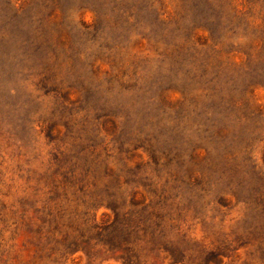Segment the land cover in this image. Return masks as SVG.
I'll return each instance as SVG.
<instances>
[{
    "label": "rangeland",
    "instance_id": "1",
    "mask_svg": "<svg viewBox=\"0 0 264 264\" xmlns=\"http://www.w3.org/2000/svg\"><path fill=\"white\" fill-rule=\"evenodd\" d=\"M100 5L0 0V264H264V0Z\"/></svg>",
    "mask_w": 264,
    "mask_h": 264
},
{
    "label": "trees",
    "instance_id": "2",
    "mask_svg": "<svg viewBox=\"0 0 264 264\" xmlns=\"http://www.w3.org/2000/svg\"><path fill=\"white\" fill-rule=\"evenodd\" d=\"M145 0H101L100 13L107 15L108 12L116 17V23L125 24L127 27H134L133 20V8L137 4L140 5ZM153 5V3H152ZM97 13V11H96Z\"/></svg>",
    "mask_w": 264,
    "mask_h": 264
}]
</instances>
